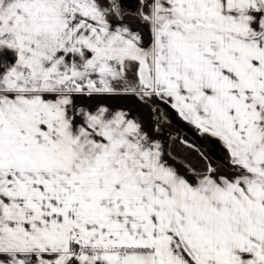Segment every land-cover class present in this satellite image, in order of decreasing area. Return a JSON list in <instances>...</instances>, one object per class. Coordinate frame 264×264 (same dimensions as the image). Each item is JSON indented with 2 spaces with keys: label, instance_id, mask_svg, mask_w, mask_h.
<instances>
[{
  "label": "snow or ice",
  "instance_id": "obj_1",
  "mask_svg": "<svg viewBox=\"0 0 264 264\" xmlns=\"http://www.w3.org/2000/svg\"><path fill=\"white\" fill-rule=\"evenodd\" d=\"M0 264H264V0H0Z\"/></svg>",
  "mask_w": 264,
  "mask_h": 264
},
{
  "label": "flooded vegetation",
  "instance_id": "obj_2",
  "mask_svg": "<svg viewBox=\"0 0 264 264\" xmlns=\"http://www.w3.org/2000/svg\"><path fill=\"white\" fill-rule=\"evenodd\" d=\"M122 3L125 12L131 13L137 8L138 0H126ZM170 136L174 138L170 141L173 154L179 160L196 165L197 168H203L207 162L220 166L225 159V152L218 143L204 140L196 133L195 129L178 119L170 127ZM180 141H186L188 145L194 147L189 148L186 144H181ZM200 153L207 157V162L201 157ZM196 158L198 160H195Z\"/></svg>",
  "mask_w": 264,
  "mask_h": 264
},
{
  "label": "crops",
  "instance_id": "obj_3",
  "mask_svg": "<svg viewBox=\"0 0 264 264\" xmlns=\"http://www.w3.org/2000/svg\"><path fill=\"white\" fill-rule=\"evenodd\" d=\"M119 104L122 107L132 110L134 113L137 111V106L135 104V101H121L119 102Z\"/></svg>",
  "mask_w": 264,
  "mask_h": 264
},
{
  "label": "rangeland",
  "instance_id": "obj_4",
  "mask_svg": "<svg viewBox=\"0 0 264 264\" xmlns=\"http://www.w3.org/2000/svg\"><path fill=\"white\" fill-rule=\"evenodd\" d=\"M195 160H198V159L196 158ZM206 162H207V161H206ZM213 166H217V165H214V164H213ZM200 168H202V167H200Z\"/></svg>",
  "mask_w": 264,
  "mask_h": 264
},
{
  "label": "water",
  "instance_id": "obj_5",
  "mask_svg": "<svg viewBox=\"0 0 264 264\" xmlns=\"http://www.w3.org/2000/svg\"><path fill=\"white\" fill-rule=\"evenodd\" d=\"M124 1H126V0H122V2H124Z\"/></svg>",
  "mask_w": 264,
  "mask_h": 264
}]
</instances>
